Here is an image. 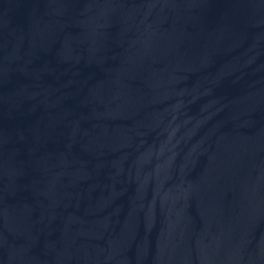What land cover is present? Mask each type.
Segmentation results:
<instances>
[{
  "label": "water",
  "instance_id": "obj_1",
  "mask_svg": "<svg viewBox=\"0 0 264 264\" xmlns=\"http://www.w3.org/2000/svg\"><path fill=\"white\" fill-rule=\"evenodd\" d=\"M0 264H264V0H0Z\"/></svg>",
  "mask_w": 264,
  "mask_h": 264
}]
</instances>
